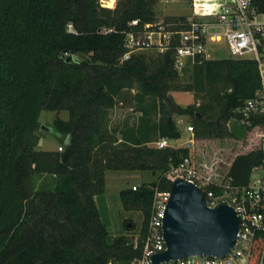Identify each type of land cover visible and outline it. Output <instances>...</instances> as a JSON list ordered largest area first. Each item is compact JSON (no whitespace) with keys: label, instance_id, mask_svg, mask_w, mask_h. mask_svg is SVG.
I'll return each instance as SVG.
<instances>
[{"label":"trees","instance_id":"obj_1","mask_svg":"<svg viewBox=\"0 0 264 264\" xmlns=\"http://www.w3.org/2000/svg\"><path fill=\"white\" fill-rule=\"evenodd\" d=\"M157 1L103 8L97 0H0V264H135L154 189L169 190L175 167L189 156L186 146L150 145L180 138L172 114L189 116L197 139L234 137L226 122L258 87L253 60L196 59L181 84L169 52L123 59L126 32L156 22ZM177 90L191 91L194 102L175 104L169 93ZM118 104L138 115L112 124ZM42 111L56 113L45 129L59 150L35 148ZM64 111L67 119L58 115ZM251 123L244 132H253L255 145L231 159L222 184L206 190L246 186L262 164L264 117ZM106 170L156 176L120 191L123 207L143 216L135 239L112 236L100 220L94 198L104 191Z\"/></svg>","mask_w":264,"mask_h":264},{"label":"built area","instance_id":"obj_2","mask_svg":"<svg viewBox=\"0 0 264 264\" xmlns=\"http://www.w3.org/2000/svg\"><path fill=\"white\" fill-rule=\"evenodd\" d=\"M119 0H97L103 8H113ZM190 11L179 15L176 22L147 23L140 29H130L124 36L128 51L123 59L135 50H150L155 53L171 54L173 68L181 71L196 59H211L216 45L225 42L229 57L250 59L255 62L258 87L253 97L234 110L237 120L244 127H251L254 117H264V0H190ZM130 26L137 25L133 20ZM228 122V121H227ZM194 136L193 128L184 129ZM181 132V131H180ZM193 143L188 136L180 138H159L153 143L157 148L177 147ZM264 152V135L261 139ZM178 178L196 185L209 207L219 204L231 206L238 219L239 228L234 246L223 256L191 255L175 261L159 264H264V158L255 168L246 186L225 185L221 193L206 190L215 184L208 177L201 176L190 165L188 157L175 167ZM220 185V184H215ZM139 186H131L135 190ZM229 191V193H228ZM169 197V190L154 189L147 233L143 241L141 256L135 264H152L151 256L165 250L162 235V219ZM259 244L257 252L255 245Z\"/></svg>","mask_w":264,"mask_h":264},{"label":"rangeland","instance_id":"obj_3","mask_svg":"<svg viewBox=\"0 0 264 264\" xmlns=\"http://www.w3.org/2000/svg\"><path fill=\"white\" fill-rule=\"evenodd\" d=\"M190 0H158L154 6V12L157 18L156 22H162L165 17H177L186 15L190 11ZM210 52L211 59L228 58L229 51L225 42H221ZM144 52L146 54H155L150 50H135L134 53ZM178 79L181 84L187 83L191 76V64H187L181 71H177ZM134 92L133 90L131 91ZM170 96L173 102L179 106L185 107L194 102L193 93L186 90L171 91ZM55 112L42 111L39 122L41 128L36 132V149L41 150H59L60 142L52 132H47L45 128L52 125ZM60 118L67 119V112H60ZM138 115L128 105L118 104L110 110L111 123L116 124L125 118ZM177 128L185 129L190 125V118L187 115L172 114ZM226 128L229 134L234 137H225L222 139H197L190 136V133L182 135L191 137L193 143H185L189 149V163L201 176L208 177L215 184H222L224 172H226L228 163L238 153L248 151L255 145L257 138L252 131L244 132L245 128L237 120L230 119L226 122ZM244 132V133H243ZM236 136V137H235ZM238 136V137H237ZM154 146L153 143L150 144ZM156 179V176L149 170H106L104 173V191L101 195L94 198L99 213L100 220L106 225L112 236L126 235L136 238L139 227L142 223V213L138 210L125 209L120 197V191L129 189L131 186H140L149 184ZM229 193V191H228ZM130 220L134 223V229L126 230L125 223Z\"/></svg>","mask_w":264,"mask_h":264},{"label":"water","instance_id":"obj_4","mask_svg":"<svg viewBox=\"0 0 264 264\" xmlns=\"http://www.w3.org/2000/svg\"><path fill=\"white\" fill-rule=\"evenodd\" d=\"M239 219L227 204L209 207L201 190L183 178L171 182L162 219L165 250L152 264L191 255L223 256L234 246Z\"/></svg>","mask_w":264,"mask_h":264},{"label":"crops","instance_id":"obj_5","mask_svg":"<svg viewBox=\"0 0 264 264\" xmlns=\"http://www.w3.org/2000/svg\"><path fill=\"white\" fill-rule=\"evenodd\" d=\"M181 132L184 133V129H181Z\"/></svg>","mask_w":264,"mask_h":264}]
</instances>
